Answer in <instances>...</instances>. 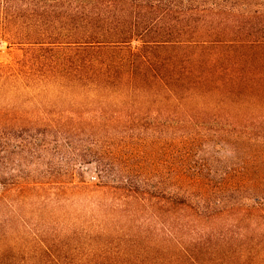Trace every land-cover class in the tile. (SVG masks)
<instances>
[{
	"label": "trees",
	"instance_id": "16d2710c",
	"mask_svg": "<svg viewBox=\"0 0 264 264\" xmlns=\"http://www.w3.org/2000/svg\"><path fill=\"white\" fill-rule=\"evenodd\" d=\"M0 38L19 51L0 64L1 204L85 190L98 222L83 223L93 234L107 231L105 198L121 217L139 205L152 235L144 220L135 233L118 232L130 244L146 238L145 256L168 263L199 264L194 250L260 245L264 154L246 158L244 183L210 186L217 171L193 152L211 135L248 148L264 139V0H0ZM150 124L164 131L171 165L170 181L154 189L148 170L110 174L112 161L128 165V133L144 141ZM121 133L113 152L99 145ZM88 164L90 185L76 180ZM239 192L246 199H235ZM40 251L39 263L54 264L49 248ZM138 257L117 248L109 259Z\"/></svg>",
	"mask_w": 264,
	"mask_h": 264
},
{
	"label": "rangeland",
	"instance_id": "374dc122",
	"mask_svg": "<svg viewBox=\"0 0 264 264\" xmlns=\"http://www.w3.org/2000/svg\"><path fill=\"white\" fill-rule=\"evenodd\" d=\"M17 54H19V51L15 46H8L0 38V64L9 63ZM153 128L157 130L155 131ZM128 134L131 135L128 138V150L131 154L128 165H125L121 159L116 162L112 161L110 174H115L116 169L119 168L148 170L151 177L145 182L147 187L150 189L164 187L170 181L167 173L171 165L168 163V149L164 144V131L162 128H159V126L153 127L150 124L146 131L147 138L144 141L134 131ZM124 135V133H121L117 138H105L99 141V145H110L107 149L111 153L115 148L112 145L117 146V141L114 140L120 139ZM211 136L206 140H199V146L194 148L193 152L195 153L194 160L198 161L200 159L202 161L201 158H203L207 160L210 172L217 171V174L210 179V186L231 183V181L236 180L244 183L239 171L251 165L250 163L246 165L245 160L248 156L253 153L257 155L264 154V139L252 148H248L234 137ZM146 144L147 146H145ZM125 150L122 149V152H125ZM224 170L234 174L232 179V174L222 178L218 176ZM76 180H82L86 185L97 182L91 164L82 166L80 175L77 176ZM260 183L264 184V168ZM44 193L47 192H35V201L33 202L12 201V207H6L0 203V264H41L39 262L43 261V258L39 254L42 253L40 248L50 249L54 264H113L112 259L109 258H112L117 248H133L139 253L137 264L141 261L153 262L156 259L158 261V259L164 258L162 254L158 253L145 256L143 253L144 248H148L146 238L138 239L137 242L130 244V242L125 241V238H121V233L118 232L119 228H123L135 233L136 225L144 220L142 228L146 231L150 230L149 235H152L150 226L153 223L143 219L147 214L141 210L142 208L139 205L128 204L123 207L128 210L135 209L138 214L132 213L128 216L129 218L125 215L121 217L122 214L108 212L111 202L108 198H105L103 204L106 216L103 224L106 226L107 231L103 234H93L85 231L86 225L83 223L84 220H89L92 225L98 222L95 218L89 216L90 213H93V210H90L88 192L85 190L67 191L64 194L62 193L57 201L49 202L43 200V196H39L44 195ZM244 194L242 192L237 193L235 199H246L242 198ZM261 240L260 245H257V247L207 248L210 253L202 249L201 252L194 250L193 254L199 264H206L207 258H209L210 264H264V238ZM171 252L176 253L173 248H171ZM151 256L156 259L149 258ZM165 263L167 264L168 261L165 260Z\"/></svg>",
	"mask_w": 264,
	"mask_h": 264
}]
</instances>
